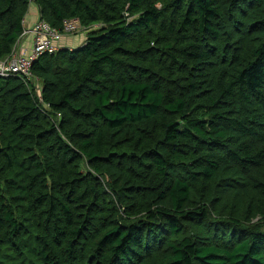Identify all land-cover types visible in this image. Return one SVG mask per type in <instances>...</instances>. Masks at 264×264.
<instances>
[{"label": "trees", "instance_id": "obj_1", "mask_svg": "<svg viewBox=\"0 0 264 264\" xmlns=\"http://www.w3.org/2000/svg\"><path fill=\"white\" fill-rule=\"evenodd\" d=\"M32 3L86 39L0 76V264H264V0H0V61Z\"/></svg>", "mask_w": 264, "mask_h": 264}, {"label": "built area", "instance_id": "obj_2", "mask_svg": "<svg viewBox=\"0 0 264 264\" xmlns=\"http://www.w3.org/2000/svg\"><path fill=\"white\" fill-rule=\"evenodd\" d=\"M83 27L77 18L66 19L63 22L62 30L53 28L47 21L39 19L31 27L25 30V34L33 36V42L28 52H24L20 45L15 48L10 56L0 61V76H19L27 83H36L35 88L40 92L38 79L32 77L31 67L40 54L45 51H54L55 43L65 34H74Z\"/></svg>", "mask_w": 264, "mask_h": 264}, {"label": "crops", "instance_id": "obj_3", "mask_svg": "<svg viewBox=\"0 0 264 264\" xmlns=\"http://www.w3.org/2000/svg\"><path fill=\"white\" fill-rule=\"evenodd\" d=\"M39 17L40 16L37 6L34 3L30 4L29 11L25 20V27L26 28L31 27V25L34 24V22L40 19ZM85 39H86V34L83 32L76 36L73 35L70 37H65V35H63L61 39L55 43V45L56 48L76 47L79 46L81 43H83ZM32 42H33V36L31 34L24 36V38L21 40L20 47L25 53L28 52V50L31 48Z\"/></svg>", "mask_w": 264, "mask_h": 264}, {"label": "rangeland", "instance_id": "obj_4", "mask_svg": "<svg viewBox=\"0 0 264 264\" xmlns=\"http://www.w3.org/2000/svg\"><path fill=\"white\" fill-rule=\"evenodd\" d=\"M81 33H82V32H81V31H79V33H77V34H76V33H74V34H71V35H70V34H66V35H65V37H70V36H73V35H74V36H76V35H78V34H81Z\"/></svg>", "mask_w": 264, "mask_h": 264}]
</instances>
